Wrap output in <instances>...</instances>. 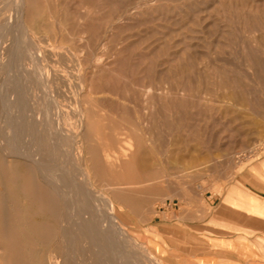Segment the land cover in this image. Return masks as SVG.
I'll return each mask as SVG.
<instances>
[{
	"label": "rangeland",
	"instance_id": "374dc122",
	"mask_svg": "<svg viewBox=\"0 0 264 264\" xmlns=\"http://www.w3.org/2000/svg\"><path fill=\"white\" fill-rule=\"evenodd\" d=\"M85 6L95 16L90 29L81 19ZM30 11L39 52L56 39L66 53L62 62L59 56L58 61L43 57L42 65L49 68L54 63L66 71L68 85L73 83L68 90L77 96L83 64L97 90L89 98H110L107 106L118 113L120 132L138 137L145 108L152 105L153 128H158L150 139L163 155L153 161L158 170L150 176L126 169L102 176L91 172L93 188L114 199L119 222L148 249L137 253L133 246L128 257L114 244L118 237L109 241L107 236H86L85 226L75 225L70 200H62L38 179L29 160L0 150V264H112L113 256L119 258L114 264L129 258H140L139 264H153V259L196 264L197 257L208 253L210 241L225 234L220 230L225 228L220 202L226 187L264 155V0H31ZM109 67L119 68L125 79L111 81L110 91H103ZM37 72L51 83L44 69ZM28 73L30 77V69ZM1 78H11L7 63L0 66ZM149 86L152 104L145 101ZM181 88L186 96H181ZM25 97L30 108V93ZM2 116L0 105V131ZM75 118L68 128L75 129ZM27 140L20 142L28 149ZM40 142L45 158L62 161L60 153L51 152L49 140ZM139 177L143 189L127 206L107 185H138L130 181ZM229 212L227 219L234 213Z\"/></svg>",
	"mask_w": 264,
	"mask_h": 264
},
{
	"label": "bare ground",
	"instance_id": "6f19581e",
	"mask_svg": "<svg viewBox=\"0 0 264 264\" xmlns=\"http://www.w3.org/2000/svg\"><path fill=\"white\" fill-rule=\"evenodd\" d=\"M30 1L31 0H0V66L2 63H7V70L11 76L8 81H4L2 78V80L0 79V105L3 109L2 117L4 121L3 129L0 131V150L6 152L8 155L19 154L29 160L34 165L33 167L36 174L39 175V177H37L38 179L40 178L44 181L48 188L61 199H69L70 203H72L70 210L75 216V225L82 224L85 226L83 232H85L86 236L90 238L107 236L109 241L112 240V237H118L117 240L115 239L116 242H114V244L119 247L120 251L128 252V255H130L129 249H132L133 246L137 247L134 249L136 252L138 251L137 249H147L143 244L140 245L138 240L133 238L119 222L114 199L107 196L104 192L94 189L93 186L95 185L91 182L90 177L92 171L102 176L109 173L113 174L118 169H126L127 172L134 171L138 176L141 174L147 176L156 174L155 172L158 169L154 166L153 161L157 159L160 160L162 152L159 147L152 146L154 143H151L150 139L154 137L155 132H157L154 131L156 127L153 128L155 110H153L152 105L145 108L147 111L142 118L140 127L141 132L138 137L129 131L120 132L116 125V118L119 117H116L118 113L109 109L107 106V102L110 98L108 96L102 100H98L99 98L97 100L89 98V93H97V90L94 86V76L89 73L88 69L83 64L81 65L78 77L79 88L77 96L76 94L72 95L71 91L68 90V86L73 83L68 85L69 78L67 79L66 75H64L66 71L63 73L57 68L58 65L54 66V63L49 64V68L42 65L41 61L44 59L43 57H46L49 61L52 59L58 61L56 57L59 56V61L62 62L61 60L66 53L62 44L58 43L56 39L47 43L45 51L39 52L38 45L40 40L34 37L30 27ZM85 8L86 9L81 14V19L84 21L83 27L85 26V29H90L89 27L93 24V21H95V16L91 8L86 6ZM88 31L90 32V30ZM30 62L31 65L35 67L32 66L33 68H30ZM81 62L83 63V61ZM95 62L93 61V63ZM84 64L86 63L84 62ZM38 68L44 69V74L52 79L51 83H49V81L46 82L47 80L44 76L37 74ZM28 69H30V77ZM107 72H109L110 77L105 81V84H103L105 85V88L102 89L103 91L110 89L109 83L111 81L120 82L125 79L121 70L117 67H109L107 68ZM73 73H75V71ZM132 80L133 79H131V81ZM37 90H41L42 93L39 94ZM28 93H30V108L27 107L29 103L25 97ZM145 94L147 97L145 101L152 104L150 86L145 87ZM180 94L181 96L187 95L185 89L182 88ZM114 100H116V98ZM111 102L113 101L111 100ZM173 108L174 107H172V109ZM29 109L30 114L28 113ZM123 113L124 111H122V113L120 112V116H122ZM75 117L77 118V121L75 120V122H73L75 123V129L68 128L66 125L69 120ZM123 117L124 116H122V118ZM103 129H108V132L103 131ZM112 132L113 136L117 139H112ZM159 134H161V132ZM121 135H124V137H120ZM23 137L26 138V140L27 138L30 139V148L27 149L23 143L24 147L22 146L20 140ZM139 137L142 140H140ZM44 139L50 141L51 152H58L61 154L63 157L61 162H51L44 157L43 145H41L42 143L40 142ZM48 156L50 155L48 154ZM164 159H167V157ZM164 169H166V167ZM130 182L137 183L138 185L129 186V181L128 183H107V185L111 188L113 194L118 196L122 202L126 204L133 201L134 194L140 193L143 189V187L139 186L143 183L142 178L131 179ZM52 196L54 195L52 194ZM162 202L164 204V201ZM75 206L78 207L77 210H74ZM138 246H140V248ZM90 248L92 249V247ZM104 248L106 249L107 247ZM113 248L115 249V247ZM99 249L101 254H103L102 248ZM116 250H118V248ZM116 250L114 251L116 252ZM54 251L52 252L53 254L55 253ZM91 253L92 252H90V254ZM137 253H139V251ZM142 253L143 252H141V254ZM57 255H55V258ZM144 255H146V253H144ZM135 256L137 258L138 254ZM117 257L113 256V258L119 260ZM128 257H131V255ZM65 258L66 257H64V259ZM107 258L108 260L106 259V261L109 262L111 259L109 260V257ZM150 258H152V256L149 255L148 260L153 259ZM116 259H114V261H116ZM138 260L137 262L135 260L131 261L129 258L127 262L123 260L124 263H122L139 264L141 261ZM114 261H112V264L115 263ZM153 264L163 263L153 259Z\"/></svg>",
	"mask_w": 264,
	"mask_h": 264
},
{
	"label": "crops",
	"instance_id": "0c3cea01",
	"mask_svg": "<svg viewBox=\"0 0 264 264\" xmlns=\"http://www.w3.org/2000/svg\"><path fill=\"white\" fill-rule=\"evenodd\" d=\"M250 166L224 191L220 217L224 210L225 228L220 230L225 234L210 241L208 253L197 257L196 264H264V155ZM229 211L234 213L227 219Z\"/></svg>",
	"mask_w": 264,
	"mask_h": 264
}]
</instances>
